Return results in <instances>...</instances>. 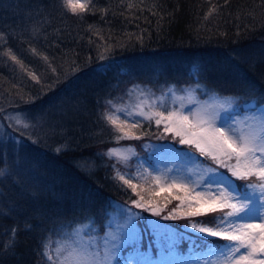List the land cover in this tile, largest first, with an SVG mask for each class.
Returning a JSON list of instances; mask_svg holds the SVG:
<instances>
[{
    "label": "trees",
    "instance_id": "trees-1",
    "mask_svg": "<svg viewBox=\"0 0 264 264\" xmlns=\"http://www.w3.org/2000/svg\"><path fill=\"white\" fill-rule=\"evenodd\" d=\"M152 3L144 0L139 6L151 7ZM156 3L152 11L157 15L153 16L135 8L125 10L120 0H90L89 11L78 17L68 12L61 0H0V89L21 100L25 108L42 112L43 101L64 90L68 109L57 118L60 128L68 124L74 136L70 147L59 152L50 141L25 140L14 146L11 140H1L0 168L6 166V178L0 177L4 180L0 192L6 199L0 196V252L11 239L12 228L17 230V242L14 249L0 255V264H44L42 241L91 217L102 224L112 202L137 199L131 189L113 179L115 169L124 172L127 167L106 155L111 146L136 139L115 140L112 128L102 119L112 106L105 101L122 100L135 84L155 89L199 84L209 93L264 103L261 0H230L228 5H223V0ZM214 8L218 13L205 20ZM101 9H108V15L102 18ZM245 13L255 15L254 30L246 29V25H253V19ZM89 25L99 29L106 40L111 33L109 43L120 41L126 46H116L106 60L98 59L96 44L100 41ZM141 30L143 43L127 42L123 36L140 34ZM9 50L23 68L11 61L6 54ZM73 61L81 63V68L68 75L63 65ZM193 68L202 72L194 74ZM30 73L42 74L40 80H34ZM32 99H36L34 105L29 102ZM148 139L156 140L148 135L138 142L142 145V140ZM35 146L44 154L32 152ZM7 151L12 153L9 163L3 158ZM17 182L22 187H16ZM141 191L145 200L156 199L153 189L146 186ZM169 223L182 230L185 220ZM187 245L184 241L182 249Z\"/></svg>",
    "mask_w": 264,
    "mask_h": 264
},
{
    "label": "snow or ice",
    "instance_id": "snow-or-ice-1",
    "mask_svg": "<svg viewBox=\"0 0 264 264\" xmlns=\"http://www.w3.org/2000/svg\"><path fill=\"white\" fill-rule=\"evenodd\" d=\"M89 2L61 0L63 7L78 17L89 11ZM229 2L223 0V5ZM120 3L128 11L135 8L141 13L148 11L153 16L157 15L152 11L157 6L156 0H153L151 7H140L144 0H120ZM260 7L259 26L264 27V0H261ZM100 11L102 18L109 12L108 9ZM218 11L215 8L210 10L204 19ZM245 15L253 19V25H246V29L254 30L257 24L255 15ZM89 31L99 38L96 48L100 60H106L116 46H126L120 41L109 43L113 38L111 33L106 40L93 25H89ZM123 36L127 42L135 40L143 43L145 38L144 30L140 34L123 33ZM92 43L94 41L90 37L89 44ZM10 53L11 50L6 54L10 55L11 61L21 64L23 68L17 57ZM44 60L48 58L45 56ZM51 71L55 72L56 69L51 68ZM201 72L202 69L193 68L194 74ZM30 75L39 81L34 73ZM197 87L202 86L197 84ZM129 91L138 101L131 107L105 101L107 105H112V111L106 110L102 119L118 133L117 142L123 139L139 140L148 135L161 140L171 138L176 144L187 146V150L158 146L165 158L170 161H197L199 154L205 160L194 163L192 168L176 165L154 170L142 168L135 175L122 174L115 169L113 179L136 194L137 199L131 202L135 208L146 210L162 220H185L184 229L191 230L192 234L174 231L159 220L147 221L140 229L137 226L140 213L128 209L123 223L117 222L113 231L112 221H109V230L102 236L96 232L94 222L89 220L66 235L62 230L58 232L61 242L54 249L51 241H42V259L47 264H264V103L259 106L256 102L246 105L250 111L241 117L236 111L239 106L233 97L185 111V100L187 104L194 102L191 90L187 97L178 96L175 86H169L154 101L149 99L154 94L140 85H133ZM121 116L124 118L121 119ZM14 119L17 124L23 122L19 117ZM130 120L133 122L130 123ZM144 123L148 124L149 130L138 135L136 130L142 129ZM153 124L155 132L151 131ZM24 127L29 125L25 123ZM129 153L135 154L131 148H111L106 155L116 157L117 163H120L130 158ZM126 175L130 178H126ZM0 177L6 178L4 168H0ZM137 179L158 189L153 191L154 196L159 197L165 192L168 194L163 207L159 206L158 201H145L138 191V185L133 183ZM20 181H23V176ZM3 183L4 180H0V184ZM15 186L22 187L20 182ZM0 196L6 199L4 193L0 192ZM172 201L177 203L168 209ZM26 227L31 228L30 225ZM10 231L11 239L4 244L0 255L7 254L15 247L17 230L12 228ZM144 233L155 237L147 241L148 251L142 250ZM209 237L214 240L210 242ZM184 240L190 245L187 256L178 251L179 244ZM153 244L160 249L155 259L150 251ZM129 246L132 250L126 256L122 255V250Z\"/></svg>",
    "mask_w": 264,
    "mask_h": 264
},
{
    "label": "rangeland",
    "instance_id": "rangeland-1",
    "mask_svg": "<svg viewBox=\"0 0 264 264\" xmlns=\"http://www.w3.org/2000/svg\"><path fill=\"white\" fill-rule=\"evenodd\" d=\"M88 56L91 55V53L87 54ZM91 57V56H90ZM74 60V59H73ZM63 67L67 68V74L71 75L74 72H76L79 67L81 68V63H78L76 61L74 63L70 62L69 64H64ZM62 69V68H61ZM40 75V74H39ZM37 76L40 78V76ZM66 75L65 77H67ZM36 76V75H35ZM44 79V78H42ZM40 80V79H39ZM135 85H140L145 91H149L154 94V96L149 97L150 100H155V97H158L161 95L162 92H165L169 86L164 88L163 90H156L153 87H150L146 84H135ZM56 86V85H55ZM170 86H175L177 89L176 94L178 96H185L187 97L189 90H191V94L193 97V103L192 104H187V100H185L186 104V109L187 111L189 108L195 110L196 107L200 105H205V104H211L215 101H223L226 97H233L237 101L238 108L236 111L239 113V115L242 117L246 112L250 111L246 107L248 104H252L253 102L256 101H251V102H241V100L233 95H228V96H222V95H216L217 93H209L204 87H197V85H185V86H176V85H170ZM133 88V85L129 87L126 90V95L123 97L122 100L113 102L115 105H127L131 107L132 104L137 103L138 101L136 100L135 96L131 95L130 91ZM64 90H62L59 94H53L52 98L49 99V101H43L44 105L41 106V110H29V108H25L22 104L23 102L19 100L18 98H14L11 95L5 94L3 90L0 89V142L1 140L8 139L11 140L15 145L19 144V142H22L25 140L27 141H33L35 143H46L47 141H50L54 144V151H57V149L60 148H69L70 144L73 142L74 136L71 134V131L69 129L68 124H63L62 127L60 128V119L57 118V116L63 117V115L66 113V110L68 109V105H66L65 98L62 96ZM206 93V97H202V94ZM170 95V94H169ZM30 99V98H29ZM36 99H32L29 102L34 105ZM39 101V100H38ZM170 102V101H169ZM42 103V102H41ZM257 103V102H256ZM179 104V101L177 102ZM40 106V105H39ZM39 106H37L39 108ZM257 106L259 104L257 103ZM43 107V108H42ZM112 111V106L109 109ZM223 115V113H222ZM15 117H19L23 122L21 124H17L15 121ZM124 117L121 116V119ZM63 121V120H62ZM130 123L133 121H129ZM27 123L29 127L25 128L24 124ZM146 124H143L142 129L136 130L138 135H143V132L146 130ZM154 127L155 132L156 128L155 125H152ZM114 132V138L116 140V136L118 133ZM144 139V136H143ZM125 140V139H124ZM117 141V140H116ZM31 144V143H29ZM142 146L143 149H145L148 154H143L144 152H141L138 150V148L133 144V143H124L120 144L118 143L117 145L111 146V148H124L128 149L131 148L135 154L129 153V159L127 161H122L121 163L125 166L128 167V169L124 172H121L122 174L126 173H132L136 174L138 169L142 168H147L150 170H154L155 168H164V167H173L174 165L180 166V167H187V168H192L194 163L198 162H203L199 154H197V161H188V160H180V161H170L169 159L165 158V154L160 151L158 146H170L174 147L179 151H184L187 150V146L185 147L184 145H178L176 142H174L171 138H168V140H161V139H148V140H142ZM106 150V153L108 152L109 149ZM32 149V152L36 153V155L40 156L43 155V150L39 148L38 146H35ZM27 150H23V152H26ZM57 151V152H59ZM14 152V151H13ZM31 152V150H30ZM15 153V152H14ZM6 155V157H5ZM11 152H6L3 155L4 160L7 161V163L10 162L11 160ZM117 160L116 157H111ZM6 163V164H7ZM92 163V162H91ZM92 165V164H91ZM6 167V166H4ZM3 167V168H4ZM222 171H227L226 169H222ZM2 178V177H1ZM126 178H130L126 175ZM134 184L138 185V190L141 191L143 190L146 186L148 188H151L148 183H145L141 180H133ZM153 189V188H151ZM153 191H158V189H153ZM141 193H144L141 191ZM168 194L161 193L159 197L155 196L156 199L152 198L148 200H145L146 202H159V206L163 207L165 204V197H167ZM176 201H172L170 204H168V209H171L173 207ZM128 209H132L134 212L140 213V217L137 219V226L140 229H143L147 221H156L159 220L160 223L162 224H167L170 228H172L174 231H184L186 235H191V230H185L184 227L183 229H178L174 226H172L169 223V220H162L159 217L153 216L150 212H145L146 210L143 209H137L131 202H120V201H114L109 208L110 211V218L108 219L107 222H105V230L103 231L101 226H98V222L96 220H93V217L90 219L88 218L87 220H84L83 222H80L76 225H74L72 228H66L63 231V234L70 233L71 230L77 226H80L84 223H87L89 220L94 222L95 230L97 233H99L101 236L104 234V232L109 230V221H112V226L111 230H115V224L117 222L123 223L125 219V215L127 213ZM166 209V210H168ZM165 210V214L166 211ZM60 232V231H59ZM54 237L49 238L48 240L52 242V247L53 249L61 242V236L58 235V232L52 235ZM211 238V237H209ZM150 239H155V237H147L144 239V243L142 245V250L143 251H148L147 247V241ZM187 241V240H184ZM182 241L179 244L178 251L181 255L187 256L189 253V243L187 245V248L184 250L181 247V244L184 242ZM188 242V241H187ZM222 243V242H221ZM131 247V246H130ZM131 251V250H130ZM129 251V252H130ZM151 255L152 257L158 258L160 249L157 245L153 244L151 247ZM128 252H124L122 250V255H127ZM46 264V261L44 262Z\"/></svg>",
    "mask_w": 264,
    "mask_h": 264
}]
</instances>
